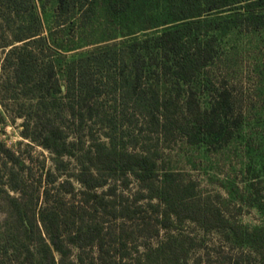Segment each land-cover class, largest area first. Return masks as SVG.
<instances>
[{
  "label": "trees",
  "instance_id": "16d2710c",
  "mask_svg": "<svg viewBox=\"0 0 264 264\" xmlns=\"http://www.w3.org/2000/svg\"><path fill=\"white\" fill-rule=\"evenodd\" d=\"M239 36L254 37L262 52L247 101L214 73L225 56V39ZM0 42V93L15 104L31 102L23 138L54 155L56 165L63 157L80 164L62 181L46 175L51 190L43 194L50 208L38 217L46 239L39 231L32 247L26 226L11 249L17 264H57L56 254L66 255L64 196L93 214L85 220L74 213L79 225L70 242L79 250L102 252L104 227L96 216L130 217L127 209L112 207L111 193L98 192L110 175L132 176L145 192L142 198L159 203L149 207L159 214L160 230L191 222L264 264V226L250 227L221 211L232 205L264 215V0H0ZM117 111H135L164 142L211 151L237 143L243 185L226 178V199L218 205L191 196L173 173L159 172L149 148L131 153L124 143L118 145L111 120ZM62 113L79 126L99 122L105 140L92 139L77 155L56 122ZM0 155L18 162L2 144ZM11 188L19 191L17 185ZM191 247L186 238L169 235L132 264H189Z\"/></svg>",
  "mask_w": 264,
  "mask_h": 264
},
{
  "label": "rangeland",
  "instance_id": "374dc122",
  "mask_svg": "<svg viewBox=\"0 0 264 264\" xmlns=\"http://www.w3.org/2000/svg\"><path fill=\"white\" fill-rule=\"evenodd\" d=\"M222 49L225 56L215 66L214 73L225 86L229 89L233 87L234 93L239 97L241 94L247 101L254 87V65L260 60L262 52L255 45L254 37L246 36L225 39ZM3 56L4 49L0 42V64ZM29 105V100L15 104L4 92L0 93V144L18 159L17 163H12L0 155V264H17L11 249L23 238L26 226L29 228L27 235L32 247H35L39 231L46 239L38 219L42 211L50 208L43 194L45 188L51 190V186L46 184V175L52 173L62 181L80 169V164L72 157H63L62 164L56 165L54 155L23 138V124L31 114V111H27ZM134 112L117 111L111 115L118 145L124 143L131 153L149 148L159 172L173 173L177 181L189 187L191 196L218 205L221 199H226L222 186L226 178L231 177L238 185H243L241 170L244 161L237 143L232 142L227 147L211 151L182 141L164 142L150 133L148 126ZM56 122L68 133V141L74 143L73 150L77 155L89 148L92 139L105 140L103 133L106 130L99 122L86 121L79 126L66 114L63 119L57 118ZM106 178L107 185L98 192L111 193L108 199L112 207L116 211L127 209L130 217L124 218L119 214L96 216L95 219L104 227L103 251L100 252L96 247L79 250L70 242L71 235L79 225L74 213L85 220L93 214L83 212L77 208V200L64 196L63 210L66 215L61 227L67 253L64 256L56 254L57 264H132L148 247L157 246L169 235L182 236L192 245L189 264H258L253 253L232 247L220 234H204L191 222H185L177 230H160L159 214L155 208L149 207V204L155 207L159 203L142 198L145 192L132 176L110 175ZM72 182L77 190L81 189L74 179ZM16 185L19 191L12 190L11 187ZM226 207L221 208L222 213L234 216L243 224L250 227L264 226V215L255 209L232 205ZM6 248L7 254L4 252Z\"/></svg>",
  "mask_w": 264,
  "mask_h": 264
}]
</instances>
